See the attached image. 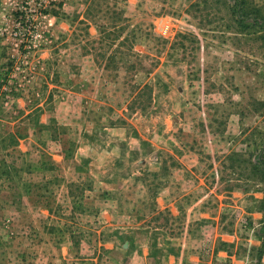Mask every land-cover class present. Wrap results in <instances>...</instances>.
<instances>
[{"label": "rangeland", "instance_id": "rangeland-1", "mask_svg": "<svg viewBox=\"0 0 264 264\" xmlns=\"http://www.w3.org/2000/svg\"><path fill=\"white\" fill-rule=\"evenodd\" d=\"M238 1L242 22L235 0H0V89L9 78L16 83L0 90V264H110L104 244L114 239L117 258L125 256L118 232L130 220H144L155 234L168 228L182 235L191 225L207 242L196 250L197 264H257L264 223L254 226L244 209L264 208V0ZM36 35L37 47L25 57ZM68 94L66 126L55 114ZM108 121L143 146L137 154L117 141L109 165L118 173L137 170L135 161L165 148L159 162L149 157L153 168L138 173L132 191L139 197L142 180L150 181L151 196L170 197L174 166L196 161L197 182L177 186V218L156 213L144 195L139 216L91 211L88 164L75 166L70 184L59 173L48 174L52 186L31 177L35 165L48 167L45 142L62 137L72 156L82 128ZM28 134H38L40 147L20 153L14 146ZM45 205L51 214L38 215ZM62 244L70 249L66 259ZM227 254L237 259L225 261Z\"/></svg>", "mask_w": 264, "mask_h": 264}, {"label": "crops", "instance_id": "crops-1", "mask_svg": "<svg viewBox=\"0 0 264 264\" xmlns=\"http://www.w3.org/2000/svg\"><path fill=\"white\" fill-rule=\"evenodd\" d=\"M45 63L44 64L47 66V70H49L50 67L47 63L50 64V61H45ZM45 65L41 70L44 73L41 74H46L47 72ZM38 76L36 78H38ZM1 85L2 84H0V86ZM34 87L37 90L36 92L39 93L40 87H38V84H35ZM72 97V94H68L66 97V102H61L62 106L60 107V111L55 114L56 120H58L60 124L66 126L68 124L71 125L68 123L69 119L71 118L69 113L70 109L66 107V104L69 102L68 98H71L70 101H72ZM20 100L21 99H17L16 101L20 102ZM22 101L25 100L23 99ZM108 118L111 119V116ZM67 133H69V131H67ZM101 135L106 136V139L105 141H102V144L99 146V144H96V142L99 140ZM61 138H58L57 135H55L53 138L54 140L45 142L46 146L40 147V144L38 143V134H28L20 138L19 140L21 144L14 146V148L20 153H28L31 151L34 148L33 144H37L38 147L44 150L47 148V151H44V153H47L46 156H50V161L46 162L48 167H41V165L44 163L40 164L39 167L35 165L37 169H35L34 174H31V177L42 175L49 186H52V184L56 182L54 178L50 179V175H48L49 173H59L61 177L60 180L63 183L70 184L73 181H77L73 176L75 175L73 173H75L76 169L78 170V167L81 166V163L82 165L88 164L87 168L85 165H83V168H86L90 174L93 191L89 194L90 199H88V202H90V205H88L87 208L91 211H97V213L102 212L101 214L103 216L114 215L115 213L126 217H133L134 215L139 216L137 209L138 207L136 204L139 203V198L144 195L143 200H145V198L147 200H151L154 204L156 213L160 214L170 212L174 218H177L178 214L180 213V207L178 204L179 199H177L178 195L175 193L178 189L177 186L192 185L195 184L198 179L195 169L197 163L194 159H191L189 160V163L183 162L174 166V168H177L178 170L169 176L171 185H174L172 190H168L170 197H168L167 193L164 192L158 193V195L155 196H151L152 194L150 192L151 190L149 185L150 181L148 180H142L144 192L139 197L138 193L135 194L132 191L133 186L139 185L138 183L140 177H138V173H140L142 170H149L150 167L153 168L154 162L152 161V158L149 157L152 155H157V162H159V156L164 152V147L157 146L154 149L148 151L146 154L149 156L148 158L138 159L135 161V164H133L135 167H138V169L136 168L137 170H130V172L121 174L117 171V168L120 167H118L116 164H111V166L109 165L110 159H112V157L116 154L115 148L117 145L119 146L117 141L120 140L121 142H127V148L137 152V154L141 153L143 147L140 145H135V143L128 136L127 130L125 128L112 126L111 124L109 125V121L108 125L104 126L102 129H89L87 127L84 129L82 128L78 134V139H76L77 150L72 156H70L68 152L67 142L65 143ZM38 147H36V149H38ZM1 151L2 150L0 149V152ZM160 159L162 160L161 157ZM2 160L3 159L0 153V167L3 164ZM74 160L77 162L74 164V166H72ZM70 162H72V164ZM162 165L163 164H160L159 166ZM41 171H43L45 174H41ZM1 177L2 176H0V179H2ZM70 194L73 195L68 191V199H71L69 196ZM101 195H104L107 198L105 201L108 202L101 203L100 199L98 198L101 197ZM36 207L38 206L33 207V209H36ZM252 209L253 211H251ZM251 210L246 208L244 209L248 216L251 217L250 221L254 224V226H259V224L264 223V208L262 205H257L255 208L252 206ZM37 212L38 215L43 213L44 216L51 214L50 208L46 205L44 207L40 206ZM156 230H159L160 233H153V227L147 223L145 224L144 220L141 223L130 220V222H128V224L122 227V229L118 232L120 233V237L124 233V239L127 247L124 248V244L122 246L123 249H125V256L117 258V254L120 251V248L118 247L119 243L112 239L108 240L111 241L110 243L104 244V246L107 247L106 249H110L105 253V261L110 264H197L196 260L200 262L199 257L196 256V250L198 247L202 246V244L204 248H206L207 242L202 240V236H200V234H195L194 227L188 225L187 232L182 233V235L178 234L181 229L175 230L167 228L166 230L164 228H158ZM262 236L264 237L263 233ZM150 237H153L159 244L157 248L160 250V255L158 254V256H153V246L151 244V240H149ZM63 245L64 244H62V247L60 248V254H63L64 259H66L67 256L70 255V249L69 247ZM46 247H48L47 244L44 248L46 249ZM154 249L157 250L155 247ZM42 258L46 259L45 257ZM230 258L237 259V256L235 254L234 256H228L227 254L224 260L233 262V260H230ZM36 264L38 263L36 262ZM82 264H86V262L83 261ZM242 264H245V262H242ZM262 264H264V258L262 260Z\"/></svg>", "mask_w": 264, "mask_h": 264}, {"label": "trees", "instance_id": "trees-1", "mask_svg": "<svg viewBox=\"0 0 264 264\" xmlns=\"http://www.w3.org/2000/svg\"><path fill=\"white\" fill-rule=\"evenodd\" d=\"M236 1V7H235V10H236V13H237V19L238 21L242 22L244 21V18H243V15H242V9H241V4L242 2L241 1H238V0H235ZM257 17L255 16L254 17V20L256 22V19ZM257 24V23H255ZM6 79H4V81H6ZM263 150H264V146L262 147ZM258 165L261 166L263 169H264V152L260 155V159L258 160ZM262 233L264 234V229H262ZM264 257V241H263V244L261 246V248L259 249V252H258V261H257V264H262V258Z\"/></svg>", "mask_w": 264, "mask_h": 264}, {"label": "built area", "instance_id": "built-area-1", "mask_svg": "<svg viewBox=\"0 0 264 264\" xmlns=\"http://www.w3.org/2000/svg\"><path fill=\"white\" fill-rule=\"evenodd\" d=\"M37 47V35L36 36H32V38L30 39V41H29V45H28V48H29V54L28 55H26L25 57H28L29 55H32L31 54V52H33L34 50V48H36ZM33 67L30 65V67H29V71L30 72H32L33 71ZM15 85H16V83H15V80H14V77H12V78H9L8 80H7V82L5 83V85H3V87H2V89L5 91V90H12L13 89V87H15ZM19 86H21L20 84H19ZM2 89H0V90H2Z\"/></svg>", "mask_w": 264, "mask_h": 264}]
</instances>
